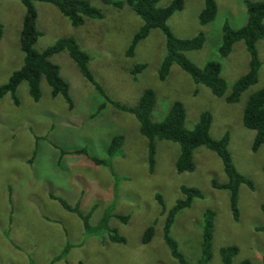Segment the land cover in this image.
<instances>
[{
	"label": "rangeland",
	"instance_id": "obj_1",
	"mask_svg": "<svg viewBox=\"0 0 264 264\" xmlns=\"http://www.w3.org/2000/svg\"><path fill=\"white\" fill-rule=\"evenodd\" d=\"M87 1L102 16L85 18L83 24L73 26L54 4L35 0L36 28L41 33L35 47L43 50L59 38L73 37L89 56L88 68L111 101L134 106L145 88L154 89V120L161 119L174 100L183 103L187 128L194 126L201 112H210V135L219 138L229 133L233 165L252 179L254 187L239 186V218L235 220L228 191L211 184L212 180H227L221 159L205 146L193 151L191 171L177 172L179 145L156 140L155 163L149 170L147 139L140 133L136 117L108 102L80 74L68 52L62 51L50 60L69 84L72 107L61 95L52 96L43 78L37 100L30 97L25 82L18 86L16 99L6 94L0 100V264H179L163 241L165 213L156 194L169 208L183 197L182 185L203 193L190 207L177 212L170 228L188 262L193 264L200 255L202 214L211 208L216 215L207 264H222L220 248L227 245L239 249L231 264L245 259L263 264L264 230L259 228L264 226V145L252 151L255 131L243 125L242 113L250 94L264 87V37L256 42L261 61L258 79L233 103L224 96L248 70L249 55L243 41L235 42L227 56L218 51L223 26L245 24V0H215L216 15L204 25L198 19L203 0H184L183 8L167 21L178 37L204 34L202 47L185 55L199 67L208 61L220 62L227 85L221 97L195 83L177 64L160 80L158 68L165 52L161 31L151 30L137 43L133 55L127 56L143 20L128 5L116 8L101 0ZM169 2L158 0V5ZM23 14L19 0H0V85L22 64L19 34ZM140 63L145 68L137 74L131 72ZM115 134L123 136V143L119 152L109 156L107 146ZM62 148H83L106 163L97 165L85 154L61 155ZM106 212L109 226L117 229L124 242L110 240L106 227H98ZM119 215H127L128 220L122 222ZM82 216L94 227L92 233L86 232ZM151 224L154 235L143 243V231Z\"/></svg>",
	"mask_w": 264,
	"mask_h": 264
},
{
	"label": "trees",
	"instance_id": "obj_2",
	"mask_svg": "<svg viewBox=\"0 0 264 264\" xmlns=\"http://www.w3.org/2000/svg\"><path fill=\"white\" fill-rule=\"evenodd\" d=\"M24 7L22 17V27L19 34V47L23 53L22 64L15 69L8 80L0 85V100L9 94L11 98L16 99V91L20 83L25 82L30 97L37 100L41 95L40 81L43 78L50 87L52 96L61 95L69 107L73 106V100L69 94V84L60 75L58 66L50 58L62 51H67L69 57L75 62L78 71L85 79L93 84L94 88L110 102L108 95L98 84L88 68L89 56L81 49L79 44L71 36L62 37L56 40L52 45L43 50H38L35 43L41 34L36 28V9L35 0H19ZM54 4L59 11L69 19L73 26L84 23L85 18H100L102 13L99 9L90 4L87 0H39ZM103 3L111 4L116 8L128 5L142 20L143 23L138 31L132 37V40L126 50L127 56H132L137 43L145 39L153 29H158L164 36L165 52L158 68V77L160 80L166 79L173 64H177L185 71L197 84L207 86L212 94L221 97L225 94L227 85L221 75V64L219 61H208L203 67L197 66L186 55L188 50H195L202 47L205 36L202 32L189 38L176 36L170 26L168 19L177 11L181 10L184 0H170L165 6H159L158 0H101ZM204 5L199 13V23L204 25L211 21L217 12L215 0H203ZM247 20L239 28H231L228 25L223 26V35L219 45V54L227 56L237 41H243L249 55L248 70L235 80L231 86L230 92L224 96L228 103L236 102L240 94L254 84L258 79V72L261 67L256 42L264 37V0H245ZM2 36V24L0 22V38ZM145 63L135 65L131 72L137 74L145 68ZM116 108L133 114L139 124L140 133L147 139L149 170H152L155 163V142L165 139L176 142L179 145V154L175 161L177 172L191 171L194 168L193 151L199 146H205L217 154L221 159L226 182L212 180L213 187L225 189L229 193V206L233 219L239 218L238 192L241 184L253 188L251 178L241 174L233 165L228 151L229 133L225 132L221 137L214 138L210 135V125L212 117L210 112L203 111L192 128L185 126V108L179 100H174L164 116L159 120L152 118V111L156 103V92L152 88H145L134 106H127L116 101H111ZM243 125L255 131L251 149L256 151L261 145H264V87L254 91L248 97L242 113ZM123 136L115 134L111 137L107 146V153L113 156L121 148ZM61 155L67 153L85 154L88 152L83 149L65 150L60 149ZM90 160L97 165L105 164L104 159H98L89 156ZM264 172V168H263ZM182 198L166 207L161 196L156 194V199L160 203L165 218L162 224V237L167 245L170 255L179 264H192L188 262L184 254L180 251L177 241L171 236L170 228L174 222L178 211L190 207L194 198L203 197L202 191L194 186H181ZM60 202L66 207L68 205L60 199ZM70 209V208H69ZM261 210L264 213V203L261 204ZM216 212L214 209L207 208L203 211L200 255L193 264H207L212 256V239L214 230V219ZM122 222L128 220L127 215L117 216ZM85 221L87 233H92L93 226L88 222L87 216H82ZM109 214L106 212L98 222V227L105 228L112 241H122L124 238L117 233L115 227L109 226L107 220ZM108 224V227L106 225ZM259 229L264 230V226ZM154 224L147 226L142 234L143 243L149 242L154 235ZM236 245H227L220 248L222 264H231L233 257L238 253ZM239 264H251L249 259L242 260ZM264 264V258H263Z\"/></svg>",
	"mask_w": 264,
	"mask_h": 264
},
{
	"label": "crops",
	"instance_id": "obj_3",
	"mask_svg": "<svg viewBox=\"0 0 264 264\" xmlns=\"http://www.w3.org/2000/svg\"><path fill=\"white\" fill-rule=\"evenodd\" d=\"M24 263H25V262H24ZM26 264H29V263L26 262Z\"/></svg>",
	"mask_w": 264,
	"mask_h": 264
}]
</instances>
